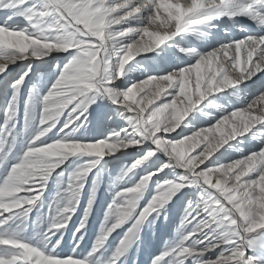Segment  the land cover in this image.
Listing matches in <instances>:
<instances>
[{"label":"snow or ice","instance_id":"snow-or-ice-1","mask_svg":"<svg viewBox=\"0 0 264 264\" xmlns=\"http://www.w3.org/2000/svg\"><path fill=\"white\" fill-rule=\"evenodd\" d=\"M142 13H146L143 27H122ZM0 14L7 21L23 19L33 30L0 23V77L17 62L30 64L33 59L63 54V67L47 90L28 89L21 131L16 129L21 89L30 78V67L13 79L12 95L5 97V121L0 126V229L10 234L0 235V248L8 250L0 254V264H119L139 240L148 217L186 188L196 190V199L185 208L177 239L151 264H264V257L248 254L254 246L252 234L264 231V148L227 164L212 162L225 144L257 127V134L264 137V93L205 128L188 135L177 131L206 98L264 72V35L231 41L205 54L190 51L198 56L191 65L135 82L125 90L115 85L136 56L190 27L222 16H246L264 26V0H0ZM105 96L128 114L127 127L92 142L76 138L90 106ZM145 146L146 153L117 177L122 184L108 205L88 260L76 249L86 230L95 188L83 215L77 210L87 178L98 173L100 159L68 175L66 192L58 193L48 205L47 228L33 241L21 237L31 212L43 202L50 177L70 158H103L129 148L143 151ZM158 154L167 161L137 177L135 170L153 157L159 161ZM169 168L180 171L172 181L161 176ZM153 182L155 194L141 209L138 202ZM121 229L123 234L109 253L108 241ZM65 231L74 237L70 252L62 249Z\"/></svg>","mask_w":264,"mask_h":264},{"label":"rangeland","instance_id":"rangeland-1","mask_svg":"<svg viewBox=\"0 0 264 264\" xmlns=\"http://www.w3.org/2000/svg\"><path fill=\"white\" fill-rule=\"evenodd\" d=\"M146 13H144V16ZM215 21V20H214ZM146 21L143 20V26L145 25ZM210 22H207L203 25L199 26H193L188 29H186L184 32L177 34L174 36L171 40L166 41L164 44L156 48L155 50V55L159 57H164L166 56L165 53L171 52V56L168 59V64L169 66L167 68H164L166 71L163 73H171L174 70H179L181 65L177 64L178 57L175 53L174 47H177L180 44V37L185 34L188 30H192L193 32H197L199 30L207 29L208 27H215L218 26L217 23H213L212 20V25L209 24ZM236 27L239 29L241 27L247 29V25L242 24H237ZM251 27V26H249ZM253 31V30H250ZM256 32V31H254ZM248 36H258L257 32L249 34L246 33L241 35V37L238 39H244ZM230 37V36H229ZM233 37V36H232ZM233 39H235L233 37ZM232 40L229 41H224V44L231 42ZM163 54V55H162ZM58 55H55L54 57H49L48 59L42 60V61H37V60H32L29 63L24 62V64L21 63H16L14 65H11L10 67V72L6 76L0 77V126H3L4 123V118H5V112L4 109L7 107V102H6V96L9 97V93L11 91V82L13 81L14 78H17L19 75H12V72L18 71L19 70H25L27 68H31V71L28 73L29 79L25 81V87L21 89V107H20V117L19 120L21 121L23 117V101L27 99L29 93L28 89L33 88V87H40V90L43 92L45 88L47 87V84L49 81H51L55 76L56 73L58 72V67H57V59ZM165 58V57H164ZM140 63H142V59H138ZM29 62V61H28ZM193 64L194 62L191 61ZM191 63L187 62L186 65H191ZM40 64V65H39ZM185 66V65H184ZM162 69V70H164ZM16 71V72H17ZM145 76L138 74L135 77V80L142 81L144 80ZM122 82L118 84L116 87L121 88ZM25 92V93H23ZM239 92H241V96H244L247 100L244 102V104H239L238 107L241 108L246 106L252 99H254L256 96L260 95L261 93H264V72L258 74L256 77H253L251 80H248L246 83H241L235 88L229 89L227 91L220 92L218 94H215L211 96L208 100V105L207 108L210 109L212 107V104H215L214 102H220L222 105L227 104V102L232 99L235 95H237ZM247 93V95H246ZM23 94V95H22ZM94 105V104H92ZM91 105V106H92ZM96 105V106H95ZM95 113L97 111L98 114H101L104 121H103V126H108L109 120L108 118H111L112 112H113V103L111 102L110 99H108L106 96L97 98L95 102ZM205 111V110H204ZM108 119V120H107ZM122 119V118H121ZM124 121L127 122V119H124ZM188 121V120H187ZM21 122H19L16 125L17 131H21L22 128L20 126ZM211 123H203L201 124L200 127H205L207 125H210ZM258 128V127H257ZM195 132V130H187L185 131L182 135H188ZM147 147V146H145ZM144 147V150H145ZM147 149V148H146ZM139 149H128L126 152H121L119 155H114L113 158L112 156H105L103 158H95V157H90V156H76L74 157L76 161H73L70 158V161L68 164H65L63 167L58 168L53 175L50 177L49 181L47 182V191L44 193L43 196V202L38 203L37 206L33 209V211L30 214V217L28 221L26 222L25 226L23 227V231L20 233L21 237L27 241H33L35 237L37 236L39 231L44 230L48 226L47 222V211H48V205L57 197L58 193H64L66 192V183H67V177L68 175L74 171V168L76 165H83L86 162H90L93 159H100V167L98 173H94L93 175H90V178H88L87 183L88 187L87 190L89 193L85 197L80 198V208L77 210V214L82 216L84 213V208L87 206V202L90 196V193L93 188L96 189V196L94 203L92 205V210H91V215L90 218L87 221V234H86V239L83 240V248H87L94 240L98 238V235L100 233L101 227L104 223L105 220V214L108 208V205L112 201L115 191L119 184H122V182H117V177L120 176L121 172L124 171L127 167H130V165L135 162L137 159H140L141 156L138 154ZM199 150H195L194 152H191V155H195L196 152ZM162 159L161 161L166 160V156L163 154H160ZM116 156V157H115ZM108 157V158H107ZM116 160L115 162H113ZM112 168H114V174L112 176V173L110 172ZM142 167V166H141ZM141 167L137 168L135 170L136 176L139 177V172L141 170ZM60 173H63V176L60 175ZM177 174H180V171L177 170ZM163 173H161V176L163 177ZM90 179V183H89ZM155 176L153 177V181H155ZM156 189V184L150 183L148 186H146V189L143 193V196L141 200L138 202L139 208H143L146 206L147 202L150 201L152 194L154 193ZM190 192V194H189ZM188 196L191 197H196V190L195 189H188L187 194ZM84 199V200H83ZM182 198L180 200H177L176 203H173L171 207H165L164 210L161 209L159 213H153L148 217V219L143 223L141 231L139 233V240L131 245L130 249L128 252H126L120 259L119 264H151V260L154 256L159 255L160 249L163 248L165 249L164 245H155L153 243L154 239H152V227L153 225L157 224L161 231H162V236L160 239H163L170 231L173 233V237L169 240V243L175 241L177 239V233L179 226L181 224L184 211H185V206L187 204V199ZM168 212V214L171 216V221L172 224L169 226L168 224H165L163 221L164 218V213ZM73 221H77L76 216H74ZM39 222V228H37L36 224ZM72 224L68 225L69 229H72ZM125 228L127 227V223L124 226ZM74 231V229H73ZM5 234H9L7 232H4ZM78 235V234H77ZM253 239H254V246L251 250H249V255H252L253 257H264V247H261V245H264V231H258V233L252 234ZM64 236L66 238V242L63 243L62 249L64 252H70L72 251V243L74 237L69 234L68 231L64 232ZM116 239V238H114ZM92 240V241H91ZM90 241V242H89ZM115 241L113 238L108 241L107 248L110 251L116 246L114 244L112 246V242ZM168 243V244H169ZM154 244V245H153ZM157 246V247H156ZM157 249H155V248ZM81 246L76 249V251L81 254ZM154 248V249H153ZM159 249V250H158ZM86 253H83L80 255L82 258H84ZM107 255V254H106ZM87 260V259H86Z\"/></svg>","mask_w":264,"mask_h":264},{"label":"bare ground","instance_id":"bare-ground-1","mask_svg":"<svg viewBox=\"0 0 264 264\" xmlns=\"http://www.w3.org/2000/svg\"><path fill=\"white\" fill-rule=\"evenodd\" d=\"M143 17H144V13H142L140 17L133 18V19L127 21L124 25H122V27L131 26V27H135V28H141V27H143V25H142L143 20H144ZM0 23H7L10 26H14V27L21 28V29L22 28H28L30 32L33 31L29 27L27 21H25L23 19H18L15 22L7 21L5 19V17L3 16V14H0ZM213 23H217L218 26L208 27L207 29L199 30L197 32H193L192 30H188L185 34H183L180 37L179 40H180L181 45L174 47L175 53L178 57V60H177L178 65H181L183 67H184V65L188 66V65H186L187 62H189V63H191V61L195 62V60L198 59V56L190 55L189 54L190 51L194 50L198 54H205L208 51L213 50V49L218 48L221 45H223L224 41L238 40L241 37V35L243 34V32H244V34H245V32L249 33V34H252V33L256 34V32H257L258 36L264 35V26H258L256 22H254L251 18L246 17V16H235V17H232L231 19H229L228 16H222L219 18H214ZM242 23H243V25H247L248 28L245 29V28L241 27L238 29L236 27L237 24H242ZM209 24L212 25V21H210ZM249 26H251V27H249ZM250 30H253V31H250ZM254 31H256V32H254ZM232 36L235 39H233ZM132 38L134 39L135 36H133ZM155 50L156 49H154L153 51L148 52V53L139 54L129 63V65L126 66L123 75L115 81L116 86L122 82L121 88H118L119 90H125L127 87H129L130 85L137 82L135 80V77L138 74H141V75L145 76L146 78L153 77V76L159 77V76H163L166 74L163 72L166 71L164 68H167L169 66L167 61L171 56V52H168V53L166 52L165 53L166 56H164L165 57L164 58V57L156 56ZM55 55H58L57 66H59L58 67V72H59V68L63 67V60H62L63 54H53V55H50L44 59L37 60V61H42V60L48 59L49 57L52 58ZM138 59H142V63H140V61ZM24 62L29 63L28 61H21V62H17V63L24 64ZM162 69H164V70H162ZM16 71L15 72L13 71L12 75H14V74L20 75L23 72L28 71V68L25 70H19V72L18 71L16 72ZM58 72L56 73V76L51 81L48 82L47 87L45 88V90L43 92H45L47 90V88L50 86L51 82L57 77ZM246 82L247 81H245L244 83H246ZM36 88L39 92L43 93L40 90V87H36ZM12 91H13V89H11V91L9 93V97L12 95ZM23 93H25V92H23ZM246 95H247V93H246ZM209 98H206V100L204 102H202L200 105H198L193 110V112L189 114V116L185 119V121L182 122L181 128L177 129L178 132H181V134H183L187 130L197 131L201 128H205V127L209 126V125H207L205 127H200L201 124H203V123L214 124L223 115L229 114L234 109H239L238 105L240 103L244 104V102L247 100L244 96H241V92H239L232 99H230L227 102V104L222 105V103H220V102H214L215 104H212L213 106L210 107V109H208L206 105H208L207 102H208ZM94 105H95V103H94ZM94 105L90 106V108L88 109V112L86 114L87 119H86V121H84L83 126L79 127L76 130V132L74 133L76 138L83 137L86 139L87 142H92L94 140L104 139V138L110 136L114 131L120 132L121 129H124L127 127V122L124 121V119H127L128 114L123 112L122 106H117V105L113 104V109H112L113 112H112V114H110L112 116H111V118H108V119H110L109 124H108V126L105 127V126H103L104 119H103L101 114L97 113V111L95 113V110H96L95 106L96 105L95 106ZM241 108H242V106H241ZM23 110H24V108H23ZM23 110H22V112H23ZM81 119L83 120V118H81ZM4 121H5V118H4ZM20 122H21L20 126H21V128H23V119H21ZM258 131H259V128L254 129V130L250 131L248 134H245L244 136H241V137L237 138L236 140L230 141L227 144H225L216 154H214V156L212 157V162L214 164H217V165L227 164L228 162L234 161L236 159H240L242 157L247 156L249 153H253V152L259 151L262 148H264V137L259 136L257 134ZM49 135H51V133ZM58 135H59V133H58ZM172 135L175 136L176 133H173ZM129 149L136 150L138 148H129ZM147 150H148V146L145 147V150H143V151H141L140 149L137 151H138V154L144 155ZM120 153L121 152H118L116 155H119ZM107 156H109V155H107ZM158 156H159V161H157L156 157H153L151 160L147 161L141 167V170L139 172L140 173L139 177H142L146 171L153 170L155 168L156 164H158L160 162H166L167 161V159L164 161H161L160 159H162L161 158L162 156L160 154H158ZM112 158H113V156H112ZM76 159L74 158L73 161L75 162ZM71 160H72V158H71ZM115 161L116 160H114L113 162H115ZM80 166H82V165H76L74 170ZM113 170H114V168H112V166H111L110 172L112 173V176L114 174ZM165 172L167 173V175H165L163 173L164 174L163 178L166 180L172 181L178 177L177 170L174 172L172 169L169 168V169H165ZM88 178H90V176ZM88 178H87V180H88ZM89 183H90V179H89ZM87 187H88V183L86 184L84 192L81 195V197H83L84 195L86 197L87 194L89 193V191L87 190ZM187 190H188V188L184 189L182 194L177 193V195H175L172 198L171 202L166 204L162 208V210H164L165 207H171L173 203H176L177 200H180L182 198L187 199V204H188L189 200L196 199V197H191V196L186 195ZM154 194H155V191L152 194V196ZM189 194H190V192H189ZM87 204H88V202H87ZM187 204H186V206H187ZM186 206H185V208H186ZM91 210H92V207H91ZM159 211H161V209ZM164 214L165 215H164L163 221L165 224H168L170 226L172 224L171 216L166 211ZM90 215H91V211L87 217V221L90 218ZM152 229H153L152 230V232H153V235H152L153 238L152 239H154L153 243L155 245L161 246L164 244H168L169 240L173 237V233L170 231L163 239H160L162 236V231H161L160 227L157 224H155V225H153ZM4 232L9 233L7 229H0V235L5 234ZM118 233H119V235H118ZM86 234H87V230H84L83 239L81 241H79V244L81 246L80 249L82 250L80 255H82L83 253H86L84 259L88 260L90 250L92 249L93 243L95 240L89 246H87V248H85V247L83 248L82 247V246H84L83 240L86 239ZM122 234H123V229L117 230V233H113L112 237L109 239V240H111L113 238V240H115L112 242V246L114 244H117V242L119 240V236ZM114 238H116V239H114ZM108 244H110V243H108ZM130 247L127 249L126 252L129 251ZM155 249H157V248H155ZM159 249H160V252L163 251V248H159ZM6 251H8V250L5 248H0V254L4 253ZM263 255H264V253H263Z\"/></svg>","mask_w":264,"mask_h":264},{"label":"clouds","instance_id":"clouds-1","mask_svg":"<svg viewBox=\"0 0 264 264\" xmlns=\"http://www.w3.org/2000/svg\"><path fill=\"white\" fill-rule=\"evenodd\" d=\"M69 147H73V146H69Z\"/></svg>","mask_w":264,"mask_h":264}]
</instances>
